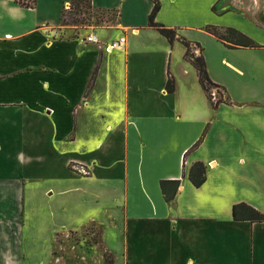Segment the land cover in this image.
<instances>
[{
	"label": "crops",
	"instance_id": "0c3cea01",
	"mask_svg": "<svg viewBox=\"0 0 264 264\" xmlns=\"http://www.w3.org/2000/svg\"><path fill=\"white\" fill-rule=\"evenodd\" d=\"M158 1L173 42L148 27L150 0H90L117 13L90 33L99 43L60 36L71 0H0V264H23L27 211L53 234L97 224L113 264H264V222L231 215H264V0ZM209 27L261 47L228 48ZM180 38L198 45L217 105ZM160 181H179L171 201Z\"/></svg>",
	"mask_w": 264,
	"mask_h": 264
},
{
	"label": "rangeland",
	"instance_id": "374dc122",
	"mask_svg": "<svg viewBox=\"0 0 264 264\" xmlns=\"http://www.w3.org/2000/svg\"><path fill=\"white\" fill-rule=\"evenodd\" d=\"M62 15L67 23L61 20L60 36L66 38L79 33L87 36L118 26L116 12L93 9L83 2H70ZM26 215L27 235L32 237L21 239L23 264H106L104 253L107 250L97 224L89 223L76 231L53 234L49 219H42L36 211H27Z\"/></svg>",
	"mask_w": 264,
	"mask_h": 264
},
{
	"label": "trees",
	"instance_id": "16d2710c",
	"mask_svg": "<svg viewBox=\"0 0 264 264\" xmlns=\"http://www.w3.org/2000/svg\"><path fill=\"white\" fill-rule=\"evenodd\" d=\"M153 3L152 11L148 18V27L153 28L157 30L163 37H165L169 42H173L176 38L175 31L172 29L166 28L162 24H158L155 22V16L157 12L160 9V3L158 0H150ZM72 3L74 2H80L83 4H87L89 7L90 0H71ZM18 4L21 6H25V1H18ZM62 22H64V15H62ZM65 24L67 22H64ZM207 31L212 34L215 38H217L219 41H221L226 47L228 48H259V46L255 41H253L248 36L244 35L240 31L233 29V28H225L220 29L218 27H209L207 28ZM183 46L186 49V58L189 59L195 69L197 70L198 79L201 87L203 90L209 95L210 89L212 87H216L213 85V83L209 80L203 57L202 56H195L194 55V47H198L195 43H190L184 39H178ZM93 79V77H92ZM92 82V81H91ZM173 81L168 75V80L166 83V91L171 92L173 90ZM221 102V99L218 101V103ZM218 103H214L217 105ZM204 134L200 137V139L194 144V146L191 148L195 149L197 148L202 140H203ZM188 179L195 187H200L205 182V166L201 162H196L191 165V167L188 170ZM172 185V190H167L166 185ZM179 187V181H160V189L161 193L163 195V198L165 201H171L177 192V189ZM231 215L233 220L235 221H250V222H264V215L261 214L259 211L253 209L252 207L240 203L233 205L231 210ZM104 259L106 264H113L112 257L109 253H104Z\"/></svg>",
	"mask_w": 264,
	"mask_h": 264
},
{
	"label": "built area",
	"instance_id": "2783aa9c",
	"mask_svg": "<svg viewBox=\"0 0 264 264\" xmlns=\"http://www.w3.org/2000/svg\"><path fill=\"white\" fill-rule=\"evenodd\" d=\"M83 41L86 42V43H99L97 37L94 35V34H89L85 37H83ZM124 43V38H121L119 39L118 41H115L113 43H111L110 45H108V51L111 50V49H118L122 46V44ZM222 96V91L216 87H212L210 89V92H209V97L211 99V101L213 103H218V101L221 98ZM79 172H81L82 174H86V171L82 168H79L78 169Z\"/></svg>",
	"mask_w": 264,
	"mask_h": 264
}]
</instances>
